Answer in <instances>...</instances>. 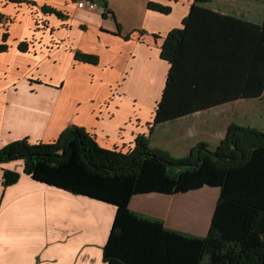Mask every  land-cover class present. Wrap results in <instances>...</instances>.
I'll return each instance as SVG.
<instances>
[{
	"label": "crops",
	"instance_id": "0c3cea01",
	"mask_svg": "<svg viewBox=\"0 0 264 264\" xmlns=\"http://www.w3.org/2000/svg\"><path fill=\"white\" fill-rule=\"evenodd\" d=\"M32 1L35 4L0 0V13L5 16L0 21V44L9 45L7 51H0V147L24 138L51 143L69 126L79 125L109 149L125 152L144 134L153 148L182 157L200 141L218 148L232 122L264 131V125L248 124L252 101L264 99V92L258 97L249 94L252 63L231 64L225 56L208 62L227 80L212 94L228 99L153 123L171 69L161 57L162 47L171 30L184 26L194 0H100L93 10L79 7L80 0ZM151 1L171 10L152 9ZM46 5L66 16L44 12L41 8ZM202 5L220 15L209 20L212 15L204 14L201 28L227 29L220 43L222 53L235 36L229 30L231 21L248 28L249 23L264 19V0H211ZM6 32L9 37L4 42ZM247 40L246 36L241 47H248ZM23 41L29 43L27 51L19 49ZM77 52L96 55L98 63L80 61ZM257 114L253 118L263 119V113ZM6 169L21 173L16 184L4 186ZM205 188L215 190L217 197L213 204L203 201L202 210L181 197ZM197 190L137 194L130 207L163 220L169 230L202 238L211 227L221 190L216 186ZM208 205L212 208L205 226L202 213ZM116 209L105 201L33 180L21 160L3 163L0 264H107L104 247ZM180 211L186 215L185 223L178 221Z\"/></svg>",
	"mask_w": 264,
	"mask_h": 264
},
{
	"label": "trees",
	"instance_id": "16d2710c",
	"mask_svg": "<svg viewBox=\"0 0 264 264\" xmlns=\"http://www.w3.org/2000/svg\"><path fill=\"white\" fill-rule=\"evenodd\" d=\"M7 1L35 4L32 0ZM210 1L194 0L184 26L171 30L164 41L161 57L171 63V69L154 124L228 99L211 92L227 84L215 71L217 67L209 65L212 59L225 56L231 64L251 62L249 94L258 97L264 92V19L260 24L249 23L248 28L231 21L229 30L236 37L222 53L220 43L227 29L205 30L199 25L207 14L212 15L209 20L220 15L202 5ZM149 7L162 13L171 10L154 1ZM41 9L66 16L51 6ZM3 19L0 13V21ZM246 36L248 47H241ZM8 37L6 32L4 42ZM8 49V44H0V51ZM19 49L27 51L29 43L21 42ZM75 56L98 63L96 55L77 52ZM13 160H21L24 172L33 180L117 207L104 247L107 264H264L263 130L232 123L218 148L200 141L187 156L172 157L152 148L149 135L139 134L135 147L124 152L103 147L86 128L72 125L51 143L24 138L0 147V165ZM20 176V172L6 169L4 186L16 184ZM205 186L220 188L221 195L208 234L202 238L169 230L163 220L138 214L130 207L137 194L188 193Z\"/></svg>",
	"mask_w": 264,
	"mask_h": 264
},
{
	"label": "rangeland",
	"instance_id": "374dc122",
	"mask_svg": "<svg viewBox=\"0 0 264 264\" xmlns=\"http://www.w3.org/2000/svg\"><path fill=\"white\" fill-rule=\"evenodd\" d=\"M80 1H83V0H80ZM97 2H98V7H99L100 0H97ZM78 5H79V3H78ZM261 9H262V6H260L258 4L257 5V13H259L261 11ZM250 110H251V116H250V119L248 121L249 122L248 124L249 125L250 124H253V125H264V117H263V119H260V118L255 119V118H253V117L256 116L255 115L256 112H258L257 115H259L260 112L264 114V99L262 101H259V102H256V101L253 102L252 101V103L250 105ZM150 144H151V141H150ZM151 147H152V145H151ZM157 150H159V149H157ZM181 197H182V199L184 200L185 203L186 202H190V204H191V202L194 201L195 202V205H196V209L198 208V209L202 210V208H200V204L203 201L205 202V200L210 201V203L213 204V202H214L213 200L215 199V197H217V194H216V191L215 190L205 188L203 190H197V191H195L193 194H191L189 196H181ZM184 202L182 204H185ZM208 208L211 209L212 208V205H208L207 208L204 209V212L202 213V218L204 219L203 221H204V225L205 226L207 224V221L206 220L208 218V212H209V209ZM180 214H181V211L179 213L178 221L185 223L186 215L185 214L180 215ZM189 222H190V220H189Z\"/></svg>",
	"mask_w": 264,
	"mask_h": 264
},
{
	"label": "built area",
	"instance_id": "2783aa9c",
	"mask_svg": "<svg viewBox=\"0 0 264 264\" xmlns=\"http://www.w3.org/2000/svg\"><path fill=\"white\" fill-rule=\"evenodd\" d=\"M79 6L82 8L93 10L95 8H98V2L97 0H83L79 2Z\"/></svg>",
	"mask_w": 264,
	"mask_h": 264
}]
</instances>
